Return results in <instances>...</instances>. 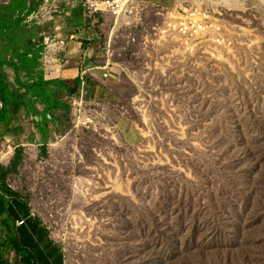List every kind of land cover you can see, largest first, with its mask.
Listing matches in <instances>:
<instances>
[{
	"label": "rangeland",
	"instance_id": "374dc122",
	"mask_svg": "<svg viewBox=\"0 0 264 264\" xmlns=\"http://www.w3.org/2000/svg\"><path fill=\"white\" fill-rule=\"evenodd\" d=\"M177 2L209 9L222 41L166 39L161 8L108 17L96 127L66 116L46 145L17 147L14 209L63 264H264V0Z\"/></svg>",
	"mask_w": 264,
	"mask_h": 264
},
{
	"label": "crops",
	"instance_id": "0c3cea01",
	"mask_svg": "<svg viewBox=\"0 0 264 264\" xmlns=\"http://www.w3.org/2000/svg\"><path fill=\"white\" fill-rule=\"evenodd\" d=\"M42 1L7 0L0 4V64L12 89L20 96L5 116L0 115V142L10 143L14 148L49 143L51 137L64 127V118H69L64 99L75 93L78 83V68L74 63L81 61L86 67H94L103 64L105 58L103 38L106 32L102 22L107 20L87 17L81 0H62L59 3L61 13L51 21L42 25L26 22V18L39 9ZM177 1L135 0L144 7L166 10L176 7ZM44 31L64 41L68 55V64L49 77L44 76L40 66L39 49ZM89 74L85 91L94 103L109 79L103 81L100 70H91ZM18 82L27 86L38 82L47 84L26 90ZM1 109L2 104L0 112ZM7 158L8 155H5L2 160ZM18 202L20 200H14L12 205ZM19 221L23 224L17 225ZM13 233L29 264H63L62 248L31 215L21 217L16 214L13 217ZM0 239L4 250L8 246L4 232L0 233ZM13 254L22 260L21 255Z\"/></svg>",
	"mask_w": 264,
	"mask_h": 264
},
{
	"label": "built area",
	"instance_id": "2783aa9c",
	"mask_svg": "<svg viewBox=\"0 0 264 264\" xmlns=\"http://www.w3.org/2000/svg\"><path fill=\"white\" fill-rule=\"evenodd\" d=\"M62 0H43L39 9L26 18V22L44 24L53 19L55 15L61 13L59 3ZM135 0H81V6L87 17H99L107 19L113 18V29L116 26L117 18L133 15L136 9ZM164 14V23L161 27V33L166 39H176L185 46H193L202 42L211 41L220 43L222 41L223 27L217 21L209 9L199 5L179 6L171 10H162ZM159 11V12H160ZM42 51L40 53V66L45 77L58 72L60 68L68 64V55L66 52V43L51 36L48 31L41 34ZM104 63L97 64L94 67H86L81 61L75 62L78 68V83L73 95L65 97L64 101L68 106L69 124L73 130L94 129L98 121L102 118L98 111L100 104L91 102L87 97L85 85L89 72L91 70H100L103 81L110 78V70L107 69L113 57V52L109 50L110 39L106 33L104 37ZM1 105V103H0ZM19 221L17 225H22ZM21 258L13 253L9 254L8 263L21 264ZM5 264V263H0Z\"/></svg>",
	"mask_w": 264,
	"mask_h": 264
},
{
	"label": "trees",
	"instance_id": "16d2710c",
	"mask_svg": "<svg viewBox=\"0 0 264 264\" xmlns=\"http://www.w3.org/2000/svg\"><path fill=\"white\" fill-rule=\"evenodd\" d=\"M40 53L42 47H40ZM37 57V55H35ZM19 86L27 89L33 87H42L47 83H40L33 86H27L26 84L17 83ZM20 100V96L17 94V91L12 89L9 81L2 72V65L0 64V103L2 104V109L0 112L1 116H5L6 112L9 111L16 101ZM22 160V149H15L14 155L9 163L7 168L0 166V233L4 232L5 243L8 245V251L13 252L16 255H21L23 264H29L28 259L23 254L22 249L18 246L13 233V217L16 216V211L14 209L15 205L12 202L15 200H20L18 195L7 184V177L10 174L16 172L17 166ZM25 207V206H24ZM3 243L0 242V263L4 262V252L2 250Z\"/></svg>",
	"mask_w": 264,
	"mask_h": 264
}]
</instances>
